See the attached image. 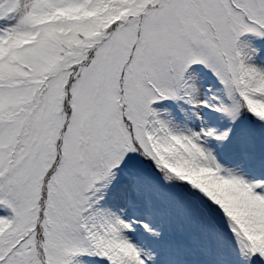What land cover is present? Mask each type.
I'll list each match as a JSON object with an SVG mask.
<instances>
[{
  "label": "snow or ice",
  "instance_id": "snow-or-ice-1",
  "mask_svg": "<svg viewBox=\"0 0 264 264\" xmlns=\"http://www.w3.org/2000/svg\"><path fill=\"white\" fill-rule=\"evenodd\" d=\"M0 264H264V0H0Z\"/></svg>",
  "mask_w": 264,
  "mask_h": 264
}]
</instances>
